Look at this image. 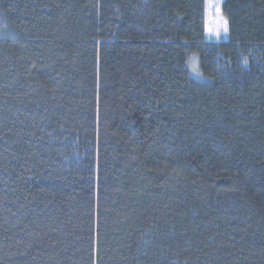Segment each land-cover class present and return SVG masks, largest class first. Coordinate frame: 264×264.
I'll return each mask as SVG.
<instances>
[{"label":"trees","instance_id":"16d2710c","mask_svg":"<svg viewBox=\"0 0 264 264\" xmlns=\"http://www.w3.org/2000/svg\"><path fill=\"white\" fill-rule=\"evenodd\" d=\"M221 10L0 0V264H264V0Z\"/></svg>","mask_w":264,"mask_h":264},{"label":"snow or ice","instance_id":"6c2138e0","mask_svg":"<svg viewBox=\"0 0 264 264\" xmlns=\"http://www.w3.org/2000/svg\"><path fill=\"white\" fill-rule=\"evenodd\" d=\"M206 7L208 10L207 32L220 39L222 34H227L229 31L228 21L221 14L218 0H207ZM244 63L246 64L247 61L245 60Z\"/></svg>","mask_w":264,"mask_h":264},{"label":"rangeland","instance_id":"374dc122","mask_svg":"<svg viewBox=\"0 0 264 264\" xmlns=\"http://www.w3.org/2000/svg\"><path fill=\"white\" fill-rule=\"evenodd\" d=\"M218 2H219V5H220V10H221V6H222L223 0H218ZM206 4H207V0H205V19H206L205 40L207 42H214V43H218V42H221V41H226L227 40V37H228L227 34H222L221 38L220 39H217L215 36H211L207 32V26H208V10H207ZM221 14H222V10H221ZM191 71H192L193 76H195V77H198L199 76L196 62L195 63L193 62V65L191 67Z\"/></svg>","mask_w":264,"mask_h":264}]
</instances>
